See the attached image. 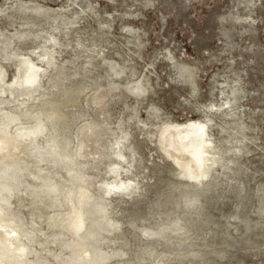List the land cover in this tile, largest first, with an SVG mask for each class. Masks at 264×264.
<instances>
[{
  "label": "clouds",
  "instance_id": "9594fccd",
  "mask_svg": "<svg viewBox=\"0 0 264 264\" xmlns=\"http://www.w3.org/2000/svg\"><path fill=\"white\" fill-rule=\"evenodd\" d=\"M129 2L138 12L147 10L145 19L154 17L160 32L125 26L123 9L110 15L107 5L118 6L120 0H106L104 7L102 0H0V73L11 76L5 87H23L27 76L36 95L53 73L71 69L77 84L88 82L84 108L94 121L97 113L89 97L103 96L99 121L107 136L95 155L92 148L85 154L78 144L70 158L102 161L106 176L123 174L119 187L133 190L138 187L133 174L145 154L149 165L153 158L166 161L176 170V179L197 193L206 186L214 189L192 205H199L218 227L183 259L189 264H264V142L245 123L241 107L246 85L235 57L245 53L222 44L190 50L164 39L169 21L201 0ZM232 4L228 12L235 23L225 27L235 28L233 39L243 29L246 39L264 40V0ZM217 64L222 67L217 69ZM218 79L224 83L218 86ZM39 151L32 179L44 185L46 173L40 165L64 157L47 144ZM5 203L10 204V197ZM21 246L29 249L31 244L17 230L5 240L0 264H31L17 256Z\"/></svg>",
  "mask_w": 264,
  "mask_h": 264
},
{
  "label": "rangeland",
  "instance_id": "374dc122",
  "mask_svg": "<svg viewBox=\"0 0 264 264\" xmlns=\"http://www.w3.org/2000/svg\"><path fill=\"white\" fill-rule=\"evenodd\" d=\"M105 3L106 0H102L101 7ZM234 7L232 0H201L190 12L177 13L176 19L169 21L164 39L173 46L188 47L190 50L222 44L226 50L245 53L235 57L241 79L246 85V97L241 107L245 123L254 127L264 142V40L246 39L243 29L233 39L231 33L235 28L225 26L235 23L228 12ZM121 9L128 21L125 26L134 31L146 26L154 28L156 33L160 32L155 27L158 21L151 16L145 19L147 10L138 12L129 0H120L118 6L107 5L106 10L111 15ZM158 42L163 41L153 40V43ZM240 61H248L247 66H240ZM221 67L217 64V69ZM217 69L213 70L210 78ZM0 79L3 80L0 84V127L6 123L3 115L15 117L7 128L6 142L0 139V183L8 186L4 191L0 189V209L3 207L4 210H0V260L3 259L5 240L10 241L19 230L31 247L24 255L19 253L23 246L19 247L17 256L27 257L31 264H69V261L71 264H189L183 259L184 253L190 247L206 242L205 238L218 227L214 218L199 205H192L193 200L201 201L207 197L214 190L211 186L197 193L192 185L176 179V170L170 164L153 158L149 165L145 154L143 164H139L133 174L137 177L135 182L138 187L134 190L112 189L120 183L123 174L108 177L102 161L85 162L70 158L76 156L78 144L84 146L85 154H89V148L93 149L91 155L102 149L107 136L106 127L99 121V116L103 115V96L89 97V104L95 105L97 113V120L94 121L90 119L91 113L84 108L88 82L81 79L77 84V76L71 69L53 73L46 82L47 87L36 95H33L34 89L20 91L16 87L6 88L10 75L6 77L0 73ZM222 83L223 80H217L218 86ZM215 94L217 97L220 95L218 91ZM38 126H42L44 131L32 144L18 138L20 131L28 132ZM55 138L57 153L64 157L63 161H52L40 167L46 173L48 185H60V196L49 194L45 184L32 179L37 175L40 156V151L35 152V148L40 150L46 144L52 145ZM73 175L77 180L71 177ZM220 180L223 181L224 177ZM7 196L10 197V204L6 206ZM64 200L69 204L74 202L80 219L86 218V222L82 219L84 228L78 230L77 226H69L66 232L64 220L69 206L62 202ZM8 223L10 226H6ZM94 241L97 242L92 243ZM191 264L199 262L192 261Z\"/></svg>",
  "mask_w": 264,
  "mask_h": 264
},
{
  "label": "bare ground",
  "instance_id": "6f19581e",
  "mask_svg": "<svg viewBox=\"0 0 264 264\" xmlns=\"http://www.w3.org/2000/svg\"><path fill=\"white\" fill-rule=\"evenodd\" d=\"M27 80H28V77L27 76H25V79H24V86L23 87H16V89H18V90H20V91H23V90H25V91H27V90H30V89H33L32 88V86L31 85H29L28 83H27ZM3 82V80L2 79H0V84ZM3 117H4V119L6 120V123H4V125L2 126V127H0V139L1 140H3V139H5V142H6V138L8 137V131H7V128H8V126H9V124L11 123V122H13V121H15V117H8V116H6V115H3ZM43 131H44V128L42 127V126H38V127H36L35 129H33V130H30V131H28V132H19L18 133V138H20V139H23V140H25V141H29L30 142V144H32L33 143V141L35 140V138L37 137V136H39L41 133H43ZM26 137V138H25ZM10 138V137H9ZM13 143V142H12ZM12 143H10L11 145H12ZM17 143V142H16ZM7 145V144H6ZM10 145V146H11ZM4 147H6V146H4ZM9 147V146H8ZM49 147V149L51 150V151H54V152H56L57 153V149H58V146L56 145V138L54 139V141H53V144L52 145H49L48 146ZM0 148H2V147H0ZM7 148V147H6ZM2 150V149H1ZM0 150V151H1ZM38 151H39V149H36L35 148V152H37L38 153ZM4 154V153H3ZM58 154V153H57ZM1 156V155H0ZM15 164H19V163H16V161L14 162ZM10 165V164H9ZM14 167V166H13ZM17 167V166H16ZM6 169H7V167H6ZM7 171V170H6ZM1 173V172H0ZM10 174V173H9ZM8 174V175H9ZM13 175V174H12ZM69 175V174H68ZM2 176V174L0 175V177ZM11 176V175H10ZM72 177V176H71ZM9 178H11V177H9ZM7 179V178H6ZM75 180H77V179H75ZM13 181V180H12ZM10 182V181H9ZM8 182V183H9ZM76 182V181H75ZM79 182V181H78ZM77 182V183H78ZM83 182V181H82ZM81 182V183H82ZM3 183V182H2ZM5 184V183H4ZM7 184V183H6ZM11 184V183H10ZM74 184V183H73ZM119 184L120 183H116L114 186H113V188L112 189H114V190H122L123 188L122 187H119ZM113 185V184H112ZM59 184H57V183H49V185H48V183L46 182L45 183V187L47 188V192L50 194V193H55V195H58V196H60V194H62L60 191H61V188H59ZM73 186V185H72ZM75 186V185H74ZM6 187H8V186H4L3 184L1 185V183H0V189H2L3 191L6 189ZM12 187H10L9 189H11ZM81 188V187H80ZM79 188V189H80ZM110 188V187H109ZM8 189V190H9ZM83 189V188H82ZM2 190H0V191H2ZM78 190V189H77ZM127 190V189H126ZM7 191V190H6ZM83 191V190H82ZM12 192V191H11ZM58 192V193H57ZM75 192H76V190H75ZM7 194H8V192H6ZM10 193V192H9ZM77 193H78V191H77ZM85 193V192H84ZM12 194V193H11ZM10 194V195H11ZM71 194H72V191H71ZM4 195V194H3ZM80 195H82V194H80ZM1 196V195H0ZM73 196V195H72ZM78 196V195H77ZM8 197V196H7ZM88 197V196H87ZM1 198V197H0ZM77 198V197H76ZM84 198V197H83ZM86 198V197H85ZM2 200V199H1ZM82 200V199H81ZM84 200V199H83ZM2 201H4V199L2 200ZM87 201V200H86ZM63 203H66L68 206H69V212H68V214H67V216H66V219L64 220L65 221V226H64V228H65V230L68 228L69 229V226L70 227H78V230L79 229H81L82 227H83V225H84V222H86V216H84V218H85V220H84V222H83V220L82 219H80V216L78 215V210L76 209V206L74 205V202L71 204H69L66 200H64V201H62ZM79 202V201H78ZM85 202V201H84ZM88 202V201H87ZM2 204V203H1ZM0 204V205H1ZM6 205V204H5ZM9 205V204H8ZM79 205H81V204H79ZM7 206V205H6ZM78 206V205H77ZM83 206V205H82ZM71 207V208H70ZM3 208V207H2ZM1 208V209H2ZM5 208V207H4ZM80 208V207H79ZM0 209V210H1ZM82 208H80V210H81ZM85 209V208H84ZM3 210V209H2ZM4 211V210H3ZM7 211V210H6ZM82 211V210H81ZM1 212V211H0ZM83 212V211H82ZM3 213V212H2ZM1 213V214H2ZM8 213V212H7ZM83 214V213H82ZM87 214V213H86ZM85 215V214H84ZM61 217V216H60ZM3 218H5V217H3ZM11 220V219H10ZM60 220V219H59ZM88 220V219H87ZM0 221H1V219H0ZM6 221V220H5ZM13 222H14V220H12ZM50 221V220H49ZM53 221V220H52ZM51 221V222H52ZM90 221V220H89ZM96 221H98V220H96ZM6 222H9V221H6ZM103 222V221H102ZM101 222V223H102ZM5 223V222H4ZM3 223V224H4ZM95 224V223H94ZM7 225H9V223L8 224H6V226ZM12 225V224H11ZM96 225V224H95ZM94 225V226H95ZM10 226V225H9ZM8 226V227H9ZM104 226V225H103ZM109 226V225H108ZM113 225H110V227H112ZM4 227V226H3ZM76 227V228H77ZM84 227H85V225H84ZM83 227V228H84ZM1 228V227H0ZM6 228V227H5ZM106 228H107V226H106ZM67 229V230H68ZM74 229V228H73ZM97 229V228H96ZM102 229H103V227H102ZM67 230H66V232H67ZM75 230V229H74ZM95 230V229H94ZM99 230H100V228H99ZM69 231V230H68ZM93 231V230H92ZM102 231H104V230H102ZM12 232H14V230L12 231ZM77 232V231H76ZM91 232V231H90ZM96 232H97V230H96ZM100 232L101 231H99V234H100ZM15 233V232H14ZM73 233L75 234V231H73ZM69 234H70V232H69ZM81 235V234H80ZM79 235V236H80ZM61 236V235H60ZM88 236V235H87ZM93 236V235H92ZM101 236V235H100ZM75 237H77V236H75ZM89 238H91V237H89ZM73 239V238H72ZM94 239H95V237H94ZM85 240V239H84ZM91 240H93V238H91ZM98 240V239H97ZM74 241H75V239H74ZM73 242V241H72ZM95 242H97V241H94V242H92V243H95ZM100 242V241H99ZM70 243V242H69ZM80 242H78V244H79ZM67 244V243H66ZM73 244V243H72ZM68 245H70V244H68ZM86 246V245H85ZM68 247H70V246H68ZM73 248V247H72ZM82 248H84L83 246H82ZM86 248V247H85ZM84 248V249H85ZM93 248V247H92ZM65 249V248H64ZM83 249V250H84ZM89 249V248H88ZM87 249V250H88ZM94 249V251L96 250V248H93ZM22 250V251H21ZM29 250V249H28ZM27 250V251H28ZM68 250H70L71 251V249H68ZM19 251V250H18ZM25 251H26V249L25 248H23V247H21V249H20V251H19V253L20 254H25ZM72 251H73V249H72ZM24 252V253H23ZM68 252V251H67ZM95 252H97V250L95 251ZM27 253V252H26ZM72 253V252H71ZM85 252H83V254H84ZM94 253V252H93ZM100 253V252H99ZM103 253V252H102ZM70 254V253H69ZM80 255H81V253H79ZM92 254V253H91ZM95 254V253H94ZM105 254V253H104ZM90 255V254H89ZM20 256V255H19ZM84 256V255H83ZM104 256H106V255H104ZM26 257V256H25ZM70 257H71V255H70ZM75 257V256H74ZM96 258H98L97 256H95ZM101 257H102V255H101ZM21 258H22V256H21ZM27 258V257H26ZM69 258V257H68ZM68 258L66 259V260H68ZM73 258V257H72ZM83 258V257H82ZM93 258V257H92ZM103 258V257H102ZM109 258V257H108ZM100 259V258H99ZM110 259V258H109ZM66 260H64V262L66 261ZM80 260V259H79ZM104 260V259H103ZM72 261H74V260H72ZM76 261V260H75ZM74 261V262H75ZM86 261V260H85ZM105 261V260H104ZM73 262V263H74ZM91 262H94V261H92L91 260ZM96 262H98V261H96ZM95 262V263H96ZM38 263V262H37ZM42 263V262H41ZM104 263V262H103ZM102 263V264H103ZM35 264V263H34ZM43 264V263H42ZM66 264H68V262L66 263ZM99 264H100V262H99Z\"/></svg>",
  "mask_w": 264,
  "mask_h": 264
}]
</instances>
